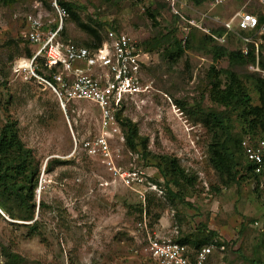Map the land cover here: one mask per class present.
<instances>
[{"label": "rangeland", "instance_id": "obj_1", "mask_svg": "<svg viewBox=\"0 0 264 264\" xmlns=\"http://www.w3.org/2000/svg\"><path fill=\"white\" fill-rule=\"evenodd\" d=\"M74 4L80 20L103 35L109 24L126 31L138 42H148L151 59L145 78L152 89L125 110L137 133L145 138L140 145L121 154V164L142 169L162 193L150 191L144 201L136 191L124 186L104 168L82 153L70 154L71 132L82 139L96 130L97 108L89 101H76L65 114L52 93L21 82L12 72V63L24 55L26 39L24 15L41 9L46 19L53 16L51 0L0 1V126L8 117L16 122L21 140L30 147L39 164L33 219L40 222L38 233L31 235L17 220L0 213V244L24 259L23 264H158L146 250L145 224L158 236L176 240L188 236L212 243L203 264H260L264 253V176L258 180L225 183L208 160L207 144L211 133L203 125L207 110H222L210 96L214 82L224 87L228 78L215 70L230 68L250 96L257 92L247 64L228 63L225 56L212 59L210 46L216 40H203L214 34L223 19L237 9L258 14L264 11L260 0H227L211 5L209 0H183L180 16L166 5L141 10L137 0H65ZM192 19V20H191ZM194 21L199 27L189 25ZM182 27L188 30L183 52L173 59L165 53L173 38L180 40ZM215 35H221L216 34ZM166 36H168L166 38ZM61 37L75 42L90 37L68 17ZM258 57L264 58V36ZM240 42L227 35L221 44L229 50ZM7 80V81H6ZM238 109H229L233 134L243 135L244 124ZM174 157L186 174L195 176L191 186L179 181L169 184L181 199H169L157 178L158 156ZM52 164L46 168V162ZM150 209L146 211L147 199ZM221 242L216 245L215 242ZM204 242V243H205ZM203 245V243H202ZM190 250L194 247L187 244ZM0 258L4 261L3 255Z\"/></svg>", "mask_w": 264, "mask_h": 264}, {"label": "built area", "instance_id": "obj_2", "mask_svg": "<svg viewBox=\"0 0 264 264\" xmlns=\"http://www.w3.org/2000/svg\"><path fill=\"white\" fill-rule=\"evenodd\" d=\"M144 10L156 0H137ZM171 13L183 18V0H158ZM227 0H209L211 5H220ZM264 5V0H260ZM51 19L38 9L24 15L23 38L29 43L31 55H23L12 63V72L21 82L36 89L49 90L58 107L65 114L66 109L76 101H89L97 108V126L93 133L78 139L71 132L73 146L70 154L82 153L98 166L108 171L112 178L145 196L154 191L162 193L159 186L150 181L142 169L121 164V154L126 149L125 134L121 118L127 107L146 95L152 89V80L145 78V69L150 63V52L124 30L106 28L100 43L85 46L62 39L61 32L68 11L58 0H51ZM264 13V11H261ZM192 20V19H191ZM189 25L199 27L194 21ZM221 35L210 34L219 44L229 34L240 42L238 49L246 54L251 48L257 57L261 36H264V19L248 9H237L221 22ZM188 30L182 27L180 42L183 43ZM252 71L264 75L256 64H248ZM68 121V118H65ZM240 145L247 160L253 163V171L262 170L264 137L252 139L244 136ZM3 215V212L0 210ZM138 225L144 229L146 250L158 264H203L211 253L213 244L206 243L190 250L186 244L158 236L145 224V215ZM220 247H222L220 245ZM0 264L3 260L0 258Z\"/></svg>", "mask_w": 264, "mask_h": 264}, {"label": "trees", "instance_id": "obj_3", "mask_svg": "<svg viewBox=\"0 0 264 264\" xmlns=\"http://www.w3.org/2000/svg\"><path fill=\"white\" fill-rule=\"evenodd\" d=\"M0 1L9 2L13 0ZM58 1L68 11L72 22L86 32L91 39L82 43L71 41L85 46L98 45L102 39V34L97 28L80 20L73 10L75 8L74 4L65 0ZM162 5L165 4L156 0L154 3L147 4L143 11L151 14L150 10L158 9ZM257 15L259 20L264 19V13L259 12ZM108 28L119 29L112 24H109ZM223 31L222 27L214 30L216 34H222ZM202 37L203 40L211 42L214 39L208 33L203 34ZM185 41L181 43L180 40L173 38L171 47L165 50L167 56L171 59L178 57L183 52ZM26 42L24 55L30 56L31 49L27 40ZM139 44L143 49L148 50V42H139ZM210 49L213 60L225 56L230 65L256 64L260 70H264V58L262 56L259 58L258 55L256 57L251 48L246 54H242L238 48L229 50L216 41L211 44ZM207 73L209 78H212L213 75L217 76L219 73H223L228 78V82H226L224 87L221 88L218 82H214L210 90L211 98L220 104L223 109L216 111L207 110L204 112L202 119L203 125L211 133L210 141L207 144L210 165L220 177L226 180L225 183L239 182L251 177L257 181L259 176H264V157L262 170L254 172L253 163L246 159L240 141L247 135L253 140L264 137V75L258 71L251 70L252 75L250 77L257 92V102L251 104L249 94L233 70L230 68L215 70L214 66L211 65ZM229 109L239 110L238 116L244 124L243 135L237 136L231 132L230 119L227 115ZM120 122L125 134L126 147L131 151H135L137 146L140 145L141 156H145L147 154L145 151L146 140L138 135L136 124L125 117L121 118ZM157 158L155 169L157 178H160L162 181L160 183L163 184L165 194L169 199L177 198L180 200L181 195L179 192L171 190L169 184L178 185L181 180L186 185L191 186L195 180V176L186 174L178 160L174 157L160 155ZM51 164L52 162L48 160L46 168H49ZM38 172L39 164L32 149L26 146L19 137L16 122L7 117L0 126V210L6 216L22 221L33 219L35 203L32 190L36 186ZM149 209L150 198L147 199L146 211H149ZM21 224L30 231L31 235L38 233L40 222L37 219L32 220L30 223ZM174 241L186 245L189 243L197 248L202 243L206 244L205 239L193 240L188 236L177 238ZM213 242L216 245H221V242ZM0 253L4 257L3 264H23L24 259L22 257L2 244H0ZM258 263L264 264V253L258 259Z\"/></svg>", "mask_w": 264, "mask_h": 264}]
</instances>
